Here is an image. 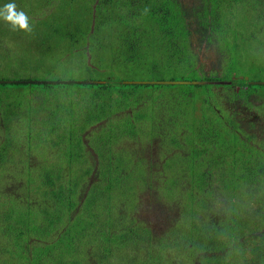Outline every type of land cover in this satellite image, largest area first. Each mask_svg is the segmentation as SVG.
Wrapping results in <instances>:
<instances>
[{
    "label": "trees",
    "instance_id": "obj_1",
    "mask_svg": "<svg viewBox=\"0 0 264 264\" xmlns=\"http://www.w3.org/2000/svg\"><path fill=\"white\" fill-rule=\"evenodd\" d=\"M47 2L52 6L54 1ZM75 3L81 6L77 21L88 20V28L78 27V33L67 29L60 31V35L69 36L67 40L72 42L75 36L89 35V41L74 47V50L86 52L87 58L91 59L88 66L103 76L93 77L92 81L53 80L44 84L41 81H16L21 86L30 85L32 88L28 92L41 95V101L53 108L51 113L56 117L47 122L49 126L45 131L68 128L63 132L64 140L55 138L58 159L50 163L51 167H42L34 176L33 168L27 167L26 194L18 196L17 186L12 191L9 185L5 188L0 186L2 257L11 258L8 264H46L47 253L42 246L48 244L50 238L59 240L61 250H76L78 237H85L86 232L72 236V229L67 228L82 207L84 211H91L85 229L96 227L91 221L103 216L95 213L100 195L96 193L85 198L87 203L76 198L77 186L90 173L82 130L114 115L102 132L111 137L113 143L124 137L125 130L129 134L137 132L155 137L159 121L167 120L170 121L167 127L170 139L179 145L178 136L183 132L190 147L189 161L182 158L181 164L187 163V166H180L177 178L172 176L165 186H156L152 182L148 185L152 190L158 187L160 193L165 190L168 199L160 200L162 195L159 194L157 200V207L165 210V220L156 226V234L162 232L156 245L150 239L153 235L151 228L134 227L144 231L141 240L147 247L145 255L148 261L145 264H173L175 260L171 258L170 251L177 247H182L181 251L189 259L188 264H195V258L198 261L210 260L211 264L221 263L222 258H227L225 260L230 264H264V234H249L264 223V81H258L259 71L264 72V68L247 65L249 56L254 57L264 51V0H66L63 6H69L75 12L77 5L71 6ZM114 21L124 25L125 33L120 30L111 35L103 32V27ZM91 29L97 31L96 36L98 32L102 33V39L95 41L96 36L88 33ZM145 31L147 33L143 35ZM104 36L108 39H103ZM63 40L66 38L56 40L55 44ZM116 41V57L111 58V62L103 65L92 56L99 47L105 49L107 44ZM55 44L51 42V52L55 50ZM121 65L125 66L123 71H119ZM140 67L147 69L149 80L158 82H128L136 80L134 72L130 76L123 75L126 69ZM194 69L200 74L193 75ZM179 79L209 82L187 83L177 81ZM9 83L0 81V106L21 108L25 100L18 98V91L15 96L13 94L14 101H8L12 94L5 91L4 86ZM79 84L83 88L76 94L84 95L83 100H74L73 96L68 99L55 97L52 93L55 87L68 89ZM189 85L200 90L192 105L194 113L185 108L189 104ZM220 90L223 91L221 95ZM78 104H84L81 112H75ZM128 106H137L136 112L121 118L123 114L117 113ZM60 109L68 110L70 117L60 118ZM83 114H87L90 120L81 118ZM177 119L185 120L189 132L185 129L176 131ZM14 122L9 119L4 124L0 123V172L4 173L8 170L6 162L13 160V150L23 146ZM43 141L49 140L44 138ZM112 141H107V144ZM150 141L155 140L151 138ZM25 144L30 148L34 146L30 136ZM62 148L65 155L60 160L58 150ZM117 152L118 149L108 155ZM101 154L105 153L101 151ZM116 166L120 167L119 174L123 175L125 166L118 158ZM75 167L81 171L80 182L73 180L75 171L80 173ZM107 170L116 176L115 167H107ZM186 172L190 178L184 180L186 187L178 190L176 182L179 179L183 181L182 175ZM115 181L116 189L122 190V197H129L130 193L124 192L125 181ZM69 182L71 187L67 189ZM66 189L70 194H66ZM104 192L109 199L110 190ZM206 194L213 200H207ZM60 206L63 210L59 209ZM106 206L108 211L105 213L110 216L113 207L108 203ZM53 207L61 211L60 216L49 214ZM63 223L66 224L65 240L63 235L57 237ZM188 229L194 241L201 234H210L211 244L207 243L196 256L190 251V243L183 242ZM120 237L130 240L122 234ZM242 237L244 239L240 241ZM94 241L100 244L96 238ZM217 241L221 245L220 250L213 247ZM130 245L133 249L128 248L129 253H133L137 245L133 240ZM120 246L121 242L112 241L110 261H118L116 249ZM229 247L232 249L226 250ZM212 248L215 254H205ZM220 251H225V255H217ZM130 261L135 264L134 256L130 255Z\"/></svg>",
    "mask_w": 264,
    "mask_h": 264
},
{
    "label": "rangeland",
    "instance_id": "obj_2",
    "mask_svg": "<svg viewBox=\"0 0 264 264\" xmlns=\"http://www.w3.org/2000/svg\"><path fill=\"white\" fill-rule=\"evenodd\" d=\"M53 1V5L49 6L50 3H48L47 0H0V7L7 3L14 2L17 6V10H22L27 14L31 27L30 32L19 30L12 31L8 24L0 20V80H4L6 83L10 82V85L4 86L5 91L9 90V93L12 94V97L9 98L8 101H14V96L17 94V91L19 92L18 98L25 100L23 102L24 106L21 108H15V106L7 107L5 105L0 106V123L4 124L9 119L15 121L16 123H14L17 124L16 133L22 140L21 143L23 142V146L20 149L13 150V160L6 162L8 170L5 173L4 171L0 172V186L5 188L6 185H9V190L11 191L13 188L16 189L17 186L16 191L18 196L26 194L24 182L26 184L28 182L26 178L28 166L33 168L32 173L34 176V173L37 174V170H42V167L45 168L46 166L51 167L50 163L57 161L55 138L58 137L61 141L64 140L65 137L63 136V132L68 127H62L53 132L49 130L45 131L44 129H46V126H49L46 125L47 122L56 117L51 113L54 111L53 108L51 109V105L48 106V103L45 104L41 101V95L28 92V90L32 88L30 85L21 86L20 84H16V81H92L94 80L93 77L103 76V73H99L91 66H88L89 60L91 59L87 58L86 52L74 50V47L78 45L81 46L85 41H89V35L81 34L75 36L73 37L75 38L74 42L67 40L69 36L60 35V31H66L67 29H69L71 33H78L76 31L78 27L81 29L88 28V20L77 21L79 8L81 9V6H78V3L72 4L71 6L77 5V9L74 12L71 7L63 6L66 0ZM123 26L122 23L114 21L112 24L103 27V32L108 35L114 34L117 30L125 33ZM147 26L149 27V25ZM91 30L92 31L88 33L96 36L97 31H94V29ZM146 33L145 31L143 35ZM62 38H66V40L59 41L55 44L56 40ZM99 39H102V33L98 32V36H96L94 40L96 41ZM103 39L108 38L104 36ZM117 41L107 44L108 46L105 49L99 47V49L92 53V56L98 58L103 65L109 63V61L111 62V58L113 59L116 57ZM51 42L56 45L53 52H51ZM213 53L212 51L211 54ZM247 62L248 66H260L264 68V51L262 54H257L254 57L249 56ZM124 69L125 66L121 65L119 71H123ZM163 70H165V68ZM133 72V77L136 81H151L148 79L147 69L143 67L128 68L123 75L130 76V73L133 74ZM195 74H200V71L194 69L193 75ZM258 76L260 78L258 81H264V72L259 71ZM199 79L200 78L194 80ZM177 81H181V79ZM188 81H190V79H188ZM44 83L45 82H43V84ZM80 88H83L80 84L79 86L73 85L68 89L55 87L52 93L55 97L68 99L73 96L74 100H83L84 95L76 94L81 93L78 90ZM47 89L50 90L51 88L47 86ZM187 92L188 94L190 93L189 104L185 105V108L192 111L195 109L193 107V102L196 101L200 90L194 85H189L187 87ZM221 92L223 91L220 90L219 95H221ZM31 97L32 100H30ZM83 105L84 104H78L74 108L75 112H81V110H83ZM136 107L132 108V106H128L127 109L117 114H123L121 118L134 115L137 110ZM5 108L7 110H5ZM57 111L58 110L55 109V112ZM59 112L60 118L70 117L69 111L66 109L63 111L60 109ZM191 113H194V111ZM7 114L10 115V117H7ZM87 116V114H83L81 118L90 120ZM113 116L114 115L109 119L103 118L82 130L83 142L88 152L90 173L86 176L85 181L77 186L76 198L84 202L85 198L87 199V197L89 198L91 195L97 193L102 199L100 198V200L98 199V201H96L95 213L96 216L100 213L103 216L92 219L91 222H93L96 227L85 229V223L91 218V211H84V207H82V210L76 213L75 221L72 222L71 226L67 229H72V236H74V234L80 236L83 231L86 232V236L78 237L77 249L72 251L61 250L58 239H48V244L45 245L49 246H42V249L47 253L46 264H117V262L118 264H127L128 262L131 263L130 255L134 256L135 264H145L148 258L145 255L147 249L146 243L141 240V236L144 234L142 229H146V227L152 229L153 235L150 239L153 245L157 244L159 236L162 235L160 231L156 234V226L158 223L165 220V210L159 209L156 204L157 200H159V194L162 195L160 200H167L168 197L165 190L160 193V191L157 190L158 187L152 190L148 185L152 182L153 185L156 186H165L172 176L174 178L179 176L182 158L185 162L189 161V143L184 139L183 132L178 136L180 139L178 142L179 145L175 144L173 140L170 139L169 129L167 130L170 121L167 120L159 121V128L155 129V137L138 134L137 132L135 134H129L125 130L124 137H122L119 142L113 143L111 137L102 133L107 129V122H109ZM192 120L193 119H191V122L193 124ZM80 127H82V125ZM180 129H185L189 132L186 128L184 119H177L176 131ZM29 136L34 146L37 145V147L33 146L30 148L28 144H25ZM44 138H47L49 141H43ZM151 138L155 141H150ZM109 140L112 141L111 144H107ZM21 143L18 145L20 146ZM27 149L30 151L26 152ZM116 149H118L116 154L108 155ZM101 151L105 154L102 155ZM58 153L61 160L65 155V149H59ZM117 158L121 160L122 164L125 166L123 175L119 174L118 168L120 167L117 168L116 166ZM79 166L83 167V164H79ZM186 166L187 163L182 165L181 168H185ZM107 167L110 169L113 167L116 168L117 172L115 173V177L114 172L109 174ZM75 168L79 170L78 167ZM187 172H189V169H187ZM187 172L182 175L183 181L181 179L177 180L178 190L186 187L184 180L188 181L190 178ZM75 173L76 176H73V180L80 182L81 171L80 173L75 171ZM115 180L125 181L124 186H126V190L124 192H129V197H122V190L116 189ZM69 187H71L70 182L67 184V189ZM113 188L115 189L113 190ZM67 189L66 194H70V190ZM106 190H110L111 197L109 199H107L108 195L104 192ZM201 194L202 193H199L200 196H204V194ZM205 197L209 201L213 200L212 196H208L207 194ZM221 200L222 198L219 199V201ZM87 201L88 200H86L85 203H87ZM106 203H108L110 207H113L110 216L105 213L108 211ZM59 209L63 210L61 206ZM180 210L182 211V209ZM60 212V210H56L54 207L49 210V214L55 216H60ZM37 221L39 222V218ZM141 223H143L144 226H140ZM108 224L113 227H109ZM136 226L142 229L134 228ZM64 228L65 230L61 232ZM65 231L66 224L63 223V227L60 229L57 237L63 235L65 240L67 238L64 236ZM96 233L97 236L94 235ZM121 234L130 240H122L120 237ZM249 234L255 236L263 235L264 223L253 233ZM76 236L74 238H76ZM246 236L247 234L244 235V237ZM244 237H242L240 241H243ZM94 238L98 240L100 243L99 245L94 241ZM132 240L136 243L137 248L133 253H129L128 248H132L130 245ZM191 240L192 242H190ZM112 241L121 242V246L116 249L118 261L114 259L110 261L111 256H109V252L112 250ZM183 242L190 243V251L196 256V254L198 255L203 250L207 243L211 244L210 234L208 232L201 234L194 241L192 232L188 229L183 236ZM37 243H39V241H36V244ZM100 245H102L103 248ZM213 247L220 250L221 245L217 241ZM181 248L182 247H177L174 248L173 251H170L171 258L175 260L173 264H188L189 259L184 256L185 254L181 251ZM214 248L208 250L205 254H215V252H213ZM102 249L104 254L102 253ZM229 249L232 248L229 247L226 250ZM104 255L106 258H104ZM217 255L224 256L225 251H220ZM225 259L227 258H222L221 263L216 264H230ZM9 261H11V258L9 256L8 259L2 257L0 252V264H8ZM201 262L202 264H211L210 260L198 261L195 258V264H201ZM13 264L18 263L13 262Z\"/></svg>",
    "mask_w": 264,
    "mask_h": 264
},
{
    "label": "clouds",
    "instance_id": "obj_3",
    "mask_svg": "<svg viewBox=\"0 0 264 264\" xmlns=\"http://www.w3.org/2000/svg\"><path fill=\"white\" fill-rule=\"evenodd\" d=\"M0 20L8 24L12 31H31L29 17L22 10H17L14 2L0 7Z\"/></svg>",
    "mask_w": 264,
    "mask_h": 264
},
{
    "label": "water",
    "instance_id": "obj_4",
    "mask_svg": "<svg viewBox=\"0 0 264 264\" xmlns=\"http://www.w3.org/2000/svg\"><path fill=\"white\" fill-rule=\"evenodd\" d=\"M0 81H4V80H0ZM35 82L34 80H30V82ZM37 82H40V81H37ZM41 82H45V81H41ZM128 82H139V81H128ZM141 82V81H140ZM145 82V81H143ZM151 82H158V81H151ZM168 82H171V81H168ZM173 82H176V81H173ZM180 82H187V83H208L209 81H180ZM215 82H219V81H215ZM255 82V81H254Z\"/></svg>",
    "mask_w": 264,
    "mask_h": 264
}]
</instances>
